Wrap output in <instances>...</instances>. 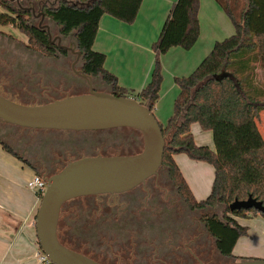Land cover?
Here are the masks:
<instances>
[{"label": "trees", "instance_id": "16d2710c", "mask_svg": "<svg viewBox=\"0 0 264 264\" xmlns=\"http://www.w3.org/2000/svg\"><path fill=\"white\" fill-rule=\"evenodd\" d=\"M19 1L21 6L16 1L0 0V26L17 29L26 40L3 31L0 37L17 42L32 53L54 56L57 45L49 41L46 30L35 24L31 12L25 10L33 6L44 14V24L49 29L54 27L64 40L75 41L85 72L99 76L116 96L133 95L130 98L147 106L152 113L162 82L160 56L174 46L189 49L199 35V0H176L152 44L154 60L149 81L134 92L118 85L116 76L104 67L105 54L93 50L92 44L103 14L132 23L142 0ZM215 1L230 19L234 31L215 41L191 73L175 77L179 92L173 102V113L164 126L158 123L166 140L161 167L187 204L225 207L228 214L222 219L217 216L208 219L207 225L218 251L232 257L237 239L248 230L235 217L257 214L264 217L254 208L232 211L228 208L234 199L244 200L249 195L264 204V120L263 135L258 127L260 111L264 110V91L254 85L256 68L264 69V0ZM192 123L211 131L214 150L194 142ZM0 144L19 159L11 147L1 140ZM178 153L213 167L211 190L206 198L197 200L192 194L174 161L173 155Z\"/></svg>", "mask_w": 264, "mask_h": 264}, {"label": "flooded vegetation", "instance_id": "af4514ba", "mask_svg": "<svg viewBox=\"0 0 264 264\" xmlns=\"http://www.w3.org/2000/svg\"><path fill=\"white\" fill-rule=\"evenodd\" d=\"M58 36L51 39L58 47L52 57L27 51L17 42L0 41V95L37 105L91 89L111 93L99 76L85 72L72 40L59 42ZM122 129L136 131L25 128L0 120V140L46 181L84 157L140 152L142 139L140 143ZM215 209L187 204L160 166L156 174L129 189L66 200L59 211L57 237L99 264H229L248 259L233 253L225 257L218 251L207 225L217 216Z\"/></svg>", "mask_w": 264, "mask_h": 264}, {"label": "crops", "instance_id": "0c3cea01", "mask_svg": "<svg viewBox=\"0 0 264 264\" xmlns=\"http://www.w3.org/2000/svg\"><path fill=\"white\" fill-rule=\"evenodd\" d=\"M175 1L142 0L132 23L107 14L101 16L92 48L105 54L104 67L116 76L120 87L138 92L149 81L154 60L152 44ZM198 23L199 35L192 47L174 46L162 55V65L166 70L171 59L183 57V62L172 74L185 76L191 73L211 50L213 43L227 32L225 13L215 0H199ZM157 102L153 114L162 124L166 115L162 112L161 102ZM190 131L196 144L207 145L214 150L211 131L202 130L198 123L190 124ZM173 158L194 197L197 200L206 198L211 190L213 167L206 162L192 160L184 153L174 154ZM33 175L35 173L27 165L0 144V264H40L36 256L40 247L35 233V214L40 196L27 187V181ZM258 215L253 217L254 220L235 217L248 230L246 235L237 239L232 250L234 255L251 252L264 257V217Z\"/></svg>", "mask_w": 264, "mask_h": 264}, {"label": "water", "instance_id": "95a60500", "mask_svg": "<svg viewBox=\"0 0 264 264\" xmlns=\"http://www.w3.org/2000/svg\"><path fill=\"white\" fill-rule=\"evenodd\" d=\"M11 1L21 6L19 0ZM25 10L35 15L33 6ZM37 15L40 16L38 26L46 30L51 41L49 26L43 23L44 14L39 11ZM57 38L59 42L64 39ZM71 43L76 47L75 41ZM0 120L26 128L81 130L125 127L139 132L142 149L136 154L84 157L68 163L47 178L46 189L35 214L37 242L51 264H99L58 240L60 207L76 196L129 189L157 173L166 140L152 111L135 98L91 89L88 93L37 105L16 103L0 95ZM228 208L231 211L254 208L264 214V204L251 195L244 200L234 199ZM229 264H264V258H248Z\"/></svg>", "mask_w": 264, "mask_h": 264}, {"label": "rangeland", "instance_id": "374dc122", "mask_svg": "<svg viewBox=\"0 0 264 264\" xmlns=\"http://www.w3.org/2000/svg\"><path fill=\"white\" fill-rule=\"evenodd\" d=\"M22 6H26V4H23ZM35 9H37V8H35ZM35 12H37V11L35 10ZM225 22H226L225 24L227 26V32L225 35L220 36L222 38H220L218 40H221V39L231 35L232 32L234 31L233 25H232L230 19L226 15H225ZM43 23H46V22L44 21ZM35 24H39V16H38V18H36ZM52 28H54V27H52ZM52 28L50 29L51 39H53V35L56 34V30H54ZM0 31L6 32V33H11L16 38H18L19 40H22V41L26 40V37L24 35L19 33L17 31V29L12 28L11 26H0ZM1 37H0V41H2V40L3 41L6 40L9 42L12 41V40L4 38L3 36H1ZM1 45H2V47H4L3 44H1ZM162 55L160 56V64L162 67V82L160 85L161 89L159 90L160 96H159L158 102L159 101L161 102L160 105L162 106V112H165V115H166L164 123H162V125H163V124H166L167 120L169 119V117L173 113V102H174V99L179 92V88H178L177 84L175 83V77L182 75V74H172V71H174L176 66H178L179 64H181L183 62V57L171 59V61L167 64V70H166V68L164 69V67L162 65V61H161ZM255 73H256V79L254 81V85L257 89L259 88V89L264 91V69H261V68L259 69L257 67ZM132 96L133 95L129 94V97H132ZM16 103H18V102L16 101ZM25 105H28V104H25ZM262 117H264V110L260 111V116H259V120H258L259 130L263 135L262 125H261ZM121 131H123L126 135L127 134L135 135L136 138L141 143V136L137 131H132L130 129H122ZM39 199L41 200V197ZM215 213L217 214L218 217H224L225 215L228 214V212L226 211V209L223 205H218L215 209ZM258 216H261V215H258ZM253 217H255V216H251L252 220H254ZM253 222H255V221H253ZM238 255L241 257H245V258H254V259L255 258H264V257L258 256V254H253L251 252H245L244 254H238ZM36 256L38 257V255H36Z\"/></svg>", "mask_w": 264, "mask_h": 264}, {"label": "built area", "instance_id": "2783aa9c", "mask_svg": "<svg viewBox=\"0 0 264 264\" xmlns=\"http://www.w3.org/2000/svg\"><path fill=\"white\" fill-rule=\"evenodd\" d=\"M27 187L41 197L46 189V181L35 174L27 181ZM38 261L40 264H51L47 256L41 250L38 252Z\"/></svg>", "mask_w": 264, "mask_h": 264}]
</instances>
